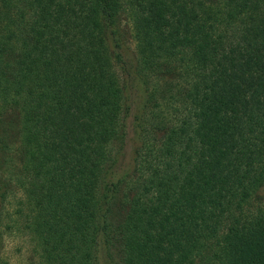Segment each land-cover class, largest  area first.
Here are the masks:
<instances>
[{
    "label": "trees",
    "instance_id": "obj_1",
    "mask_svg": "<svg viewBox=\"0 0 264 264\" xmlns=\"http://www.w3.org/2000/svg\"><path fill=\"white\" fill-rule=\"evenodd\" d=\"M5 235L32 264H264V0H0V264Z\"/></svg>",
    "mask_w": 264,
    "mask_h": 264
},
{
    "label": "rangeland",
    "instance_id": "obj_2",
    "mask_svg": "<svg viewBox=\"0 0 264 264\" xmlns=\"http://www.w3.org/2000/svg\"><path fill=\"white\" fill-rule=\"evenodd\" d=\"M118 41L121 44V53L127 61L132 60L135 54V42L131 30V22L125 15L121 16L117 23ZM138 77V76H137ZM139 87H142L141 79L137 78ZM143 89V87H142ZM133 113H130L131 115ZM130 135V134H129ZM131 136V135H130ZM131 142H127L124 153L132 154ZM2 257L5 264H32V259L28 254V250L24 242L17 236L5 235L3 240ZM34 263V262H33Z\"/></svg>",
    "mask_w": 264,
    "mask_h": 264
}]
</instances>
